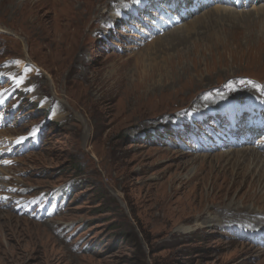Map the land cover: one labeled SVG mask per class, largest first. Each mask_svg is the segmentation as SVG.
Instances as JSON below:
<instances>
[{
  "label": "rangeland",
  "instance_id": "374dc122",
  "mask_svg": "<svg viewBox=\"0 0 264 264\" xmlns=\"http://www.w3.org/2000/svg\"><path fill=\"white\" fill-rule=\"evenodd\" d=\"M261 7L208 43L195 24L217 7L142 41L132 0H0V138L31 148L0 172L37 212L0 208V264H264L236 236L264 234V153L187 133L188 113L264 99Z\"/></svg>",
  "mask_w": 264,
  "mask_h": 264
},
{
  "label": "bare ground",
  "instance_id": "6f19581e",
  "mask_svg": "<svg viewBox=\"0 0 264 264\" xmlns=\"http://www.w3.org/2000/svg\"><path fill=\"white\" fill-rule=\"evenodd\" d=\"M43 1V0H42ZM260 2H257L256 4H258ZM6 4V3H5ZM256 12H259L261 14H264V7H261L260 9L255 10ZM236 12L231 10L230 8H224V7H220L217 6L216 9L213 10V12H210L209 17L207 16L205 19H201L199 22H197L195 25H198V28H203L205 30H207V35H206V40L208 41V43H210V41L213 40V42H217L219 41V37L221 36L218 32L219 30V24H222L220 26H223L224 21L227 20H231V21H235V20H241L244 19V15L243 14H235ZM260 14V15H261ZM258 15V14H257ZM248 16V15H246ZM240 18V19H239ZM247 19V18H246ZM246 22V21H245ZM234 23V22H233ZM195 25H193L189 31L187 32V34H193L196 33V29H195ZM179 29V28H177ZM185 30V29H184ZM184 33V32H183ZM181 33H175V34H171L169 35L167 38H170V44H172L176 39H179L182 37V35H180ZM192 36V35H191ZM210 39V40H209ZM168 40V39H167ZM167 40H163V41H167ZM174 44V43H173ZM224 46H226V43L224 44ZM170 47V46H169ZM153 64V63H152ZM172 70V69H171ZM169 72V71H168ZM168 74V73H167ZM159 75V74H158ZM164 75V74H163ZM175 75V74H174ZM163 77V76H162ZM168 77V76H167ZM176 77V75H175ZM164 81V80H163Z\"/></svg>",
  "mask_w": 264,
  "mask_h": 264
},
{
  "label": "snow or ice",
  "instance_id": "6c2138e0",
  "mask_svg": "<svg viewBox=\"0 0 264 264\" xmlns=\"http://www.w3.org/2000/svg\"><path fill=\"white\" fill-rule=\"evenodd\" d=\"M142 2H143V0H135V3H137V4L142 3ZM21 83H23V82H21ZM3 95H4V93L3 92H0V97H2ZM0 103H2V101H0ZM35 135H36V132L33 130L31 132V136H35ZM28 139H29L28 136H21L19 139H17L16 144L17 145H23V144L26 143V141Z\"/></svg>",
  "mask_w": 264,
  "mask_h": 264
}]
</instances>
